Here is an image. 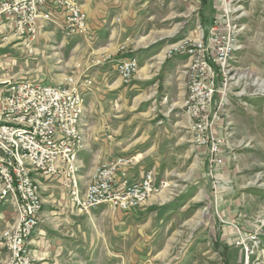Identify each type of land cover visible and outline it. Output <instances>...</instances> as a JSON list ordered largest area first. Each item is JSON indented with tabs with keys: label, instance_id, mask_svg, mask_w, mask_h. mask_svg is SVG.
<instances>
[{
	"label": "crops",
	"instance_id": "obj_1",
	"mask_svg": "<svg viewBox=\"0 0 264 264\" xmlns=\"http://www.w3.org/2000/svg\"><path fill=\"white\" fill-rule=\"evenodd\" d=\"M78 2L86 13L89 34L76 36V39H82L85 42L84 47L91 49V53H113L111 60L97 65L91 61L82 70H88V75L85 76L91 79L93 86L90 89V106L86 109L98 121L90 124L89 121L84 123V119H81V130L85 138V147L79 155L81 167L83 162L97 164L120 155L118 153L128 154L126 151L139 145L140 149L130 153L136 160L130 167V177L138 178L143 171L151 169L158 181H175L179 186L173 189L176 192L172 196L168 195L169 188L166 187L132 211L117 212L114 215L117 229L115 235L131 236L135 227L144 243L151 242L156 235L158 243L171 240L178 234L176 225L179 222H194L198 208L205 201L211 205L215 203L219 216L227 220L237 219L244 232L252 231L251 226L242 224L243 215L247 211L244 198L250 191L235 180L231 174L233 169L224 163L228 153L223 146L224 136L220 129L222 118L216 121L213 128L216 137L221 139L220 148L215 153L221 161L215 162L212 168V181L208 175L207 149L193 146L187 130L189 118L182 104L187 91L184 72L186 56L168 53L171 44L186 35L192 38L202 36L207 40L211 21L219 16L220 0ZM54 27V30H43L41 34L49 38L54 36L57 31ZM125 37H130L133 43L136 42L132 45L133 54L140 61L137 74L128 85L122 84L115 69L116 59L120 55L114 52ZM9 41H12L10 35L4 42ZM82 46L78 42L72 49L77 50ZM129 94L133 103L147 102V106L138 112L147 116L145 130L136 142L114 143L110 139L106 142L107 145L103 144L101 133L106 138L108 133L113 136V133L125 128L130 121H121L117 125L120 121L118 116L130 113L124 112L126 107H123ZM127 108L130 109L128 111L135 109L134 106ZM83 125L87 126L83 128ZM90 172L87 176L84 174L80 177L81 191L84 190ZM40 193L43 199L40 221L33 232L30 245L36 259L35 264L83 263L84 253L81 246L79 248L77 245L78 242L82 243V232L77 228L81 226L78 222H83V214L67 198L60 184L48 176L40 178ZM106 208L109 209L106 206L92 209V217L100 218ZM14 219L15 212L11 202L0 204V229L10 226ZM67 222L76 223V228ZM207 229L223 259L218 264H229L227 253L230 250L234 253V264H242V250L233 245L236 239L235 230L220 223L214 216L209 220ZM258 239L262 249L258 257L264 259V228L258 231ZM160 249L159 247V251ZM8 256V251L0 245V264H6Z\"/></svg>",
	"mask_w": 264,
	"mask_h": 264
},
{
	"label": "built area",
	"instance_id": "obj_2",
	"mask_svg": "<svg viewBox=\"0 0 264 264\" xmlns=\"http://www.w3.org/2000/svg\"><path fill=\"white\" fill-rule=\"evenodd\" d=\"M233 1L220 0L219 16L211 21L207 40L202 36L191 38L186 35L173 42L168 52L186 56L184 72L187 91L182 104L189 118L187 130L193 146L207 149L209 174H212L215 162L221 161L215 155L221 139L216 137L213 128L216 121L222 118V90L226 86L229 59L235 50L241 48L237 39L238 29L233 23L232 13L237 10ZM83 18H87L86 13L74 0H52L48 1V5H40L39 0H0V37L10 35L12 41L29 49L47 23H52L65 36L72 32L88 35L89 29L83 28ZM131 41L130 37H125L115 52L127 53V61L117 62L116 59L115 64L116 71H123L124 85L132 81L139 67L138 58H128ZM112 57L113 54H109L95 58L92 64H101ZM3 61L0 57V72L6 69ZM91 87V79L84 77L83 72L66 76L65 84L0 74V118L1 110L15 112L17 116V123H10L8 128L0 131L6 137H10V133L23 136L24 147L29 148L30 155H35L37 163L41 164V175L58 182L69 200L72 189L67 186L65 170L73 169L69 165V156L76 151L72 149L74 102ZM216 93H221L217 101L214 100ZM107 137L112 139V134L108 133ZM0 158L7 173V192L17 191L23 208V225L15 241L18 252L15 264H28V257L21 256V238L27 224L36 220V201L30 199L21 166L13 161L10 151L0 147ZM135 161L132 155L120 154L95 164L96 178L86 181L87 194L81 198L77 210L91 211L97 200L108 199L115 201L116 210L130 212L139 207V203L132 202V194L143 196L144 192L155 191L158 195L168 186L166 181H158L151 169L143 171L138 178H131L129 171ZM233 226L236 230L234 245L242 250L241 263L264 264V259L258 257L262 250L258 230L244 232L235 224Z\"/></svg>",
	"mask_w": 264,
	"mask_h": 264
},
{
	"label": "rangeland",
	"instance_id": "obj_3",
	"mask_svg": "<svg viewBox=\"0 0 264 264\" xmlns=\"http://www.w3.org/2000/svg\"><path fill=\"white\" fill-rule=\"evenodd\" d=\"M232 3L233 7H237L232 17L235 29H238L237 39L241 48L235 50L229 59L226 86L222 90L224 105L220 129L224 136L223 146L228 153L224 163L226 162L233 169L231 174L235 180L250 191L244 198L247 211L243 215L242 224L259 231L260 228H264V0L246 2L234 0ZM53 27L51 24H46L41 30H54ZM55 29L56 34L50 38L44 37L41 32L38 42H34L29 49L14 41L0 43V57H3L6 68L0 74L62 84L65 76L78 75L84 70L85 64H90L93 59L113 54L91 53V49L87 50L84 47L85 42L82 39H76L79 35L65 36L59 29ZM78 42L82 43L83 48L72 49ZM135 44L136 42L131 41L128 47L132 49V45ZM34 46L36 48L33 49ZM82 72L83 76L87 77L85 75H88V70ZM220 79L221 77L218 78ZM220 95L221 93L215 94L216 101L219 100ZM132 99L129 94L123 106L126 107L124 112L130 113H123L117 117L120 120L117 125L121 121H130L125 128L113 133L111 140L114 143L136 142L145 130L147 116L138 112L147 106V102L136 104ZM90 102L91 90L84 95L85 114L82 113V118L84 123L89 121L93 124L98 119L91 116L89 114L91 111L86 109L89 108ZM129 106H134L135 109L128 111ZM93 133L97 134V132ZM101 137L104 138L103 144L110 140L102 133ZM140 148L138 145L126 151L128 154H122L130 155ZM93 165H95L93 162H83L79 174H88ZM208 175L214 181L213 174L208 172ZM178 187L175 181L168 183V195L172 196L176 192L173 189ZM101 207L105 206L100 205L96 208ZM93 210L89 214L80 212L84 216L83 222H78L81 226L77 228L82 232V243L77 244L84 253L81 264H218L223 259L216 250L217 247L207 229L209 220L214 216L220 223L232 227L233 230H235L234 224L241 229V223L237 219L227 220L219 216L215 203L211 205L205 201L198 208L194 222H179L176 225L178 234L174 238L158 243V235H156L151 242L144 243L143 237L135 227L131 236L115 235L117 229L114 215L119 212L118 210L106 208V212L100 218L92 217ZM67 224L76 228V223L67 222ZM233 254L231 250L227 253L229 264H234Z\"/></svg>",
	"mask_w": 264,
	"mask_h": 264
},
{
	"label": "bare ground",
	"instance_id": "obj_4",
	"mask_svg": "<svg viewBox=\"0 0 264 264\" xmlns=\"http://www.w3.org/2000/svg\"><path fill=\"white\" fill-rule=\"evenodd\" d=\"M48 1L52 0H39L40 5H48ZM83 28H87V18H83ZM62 34L65 35V33ZM82 34L83 33L81 32H72V34H69L68 36ZM8 37L9 35H1L0 43L4 42ZM118 54L120 56L117 58V62L127 61V53ZM128 58H137L136 55L133 54V49L131 48L130 51H128ZM138 69L139 67H137L136 72ZM116 72L121 82L124 81L123 71ZM133 78L134 77H132V79ZM62 84H65V78L64 83ZM83 108L84 95H81V97H79L77 101L74 102L75 120L72 121V149H76V151L71 154V156H69V165H72L73 169L65 170L67 186L72 189L70 201L74 204L76 208L80 207L81 198H85V194H87V184L85 185L83 191H81L80 189L81 175L79 174V170L81 168V165L79 163V155L85 147V138L81 130V118ZM10 123H17L16 113L10 112L9 110H1L0 129L8 128ZM0 147H3L5 148V150L10 151L13 157V161H15L17 166H21V172L25 176V183L29 187L28 195H30L31 200L36 201V220L30 221V223L27 224L25 230L22 231L21 238V256L28 257V264H35L36 259L31 252L30 245L33 232L40 221L39 215L43 203V199L40 193V178L45 177L46 175H41V164L37 163V158L35 157V155H30V149L24 147L23 136H21L19 133H10V137H6V134L3 131H0ZM95 178L96 165L92 168V171L90 172L87 181H94ZM7 189V173L4 169L3 159L0 158V204L5 201H10L15 212L14 222L10 226L0 229V245L4 247L9 254L6 264H15V260L18 259L17 245L15 241L23 225V208L21 207L20 198L17 195V191L7 192ZM153 195H155V191L144 192L143 196H141L140 194H132V202L139 203V206H141V204L146 199ZM100 205L106 206L111 209H116L115 201H108V199L97 200L93 204V208L98 207Z\"/></svg>",
	"mask_w": 264,
	"mask_h": 264
}]
</instances>
